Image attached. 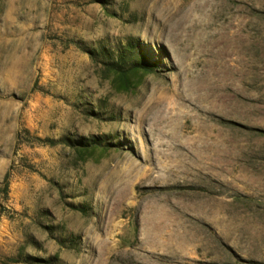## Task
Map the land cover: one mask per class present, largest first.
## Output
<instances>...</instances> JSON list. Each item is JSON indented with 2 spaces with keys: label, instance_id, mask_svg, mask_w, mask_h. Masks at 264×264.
<instances>
[{
  "label": "rangeland",
  "instance_id": "rangeland-1",
  "mask_svg": "<svg viewBox=\"0 0 264 264\" xmlns=\"http://www.w3.org/2000/svg\"><path fill=\"white\" fill-rule=\"evenodd\" d=\"M0 264H264V0H0Z\"/></svg>",
  "mask_w": 264,
  "mask_h": 264
},
{
  "label": "bare ground",
  "instance_id": "bare-ground-1",
  "mask_svg": "<svg viewBox=\"0 0 264 264\" xmlns=\"http://www.w3.org/2000/svg\"><path fill=\"white\" fill-rule=\"evenodd\" d=\"M186 100V99H185ZM193 103V102H192ZM201 106H202V104H201ZM196 107H199V106H196Z\"/></svg>",
  "mask_w": 264,
  "mask_h": 264
}]
</instances>
